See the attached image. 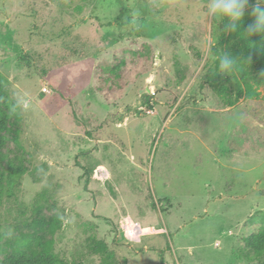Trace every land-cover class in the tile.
<instances>
[{
	"label": "rangeland",
	"instance_id": "1",
	"mask_svg": "<svg viewBox=\"0 0 264 264\" xmlns=\"http://www.w3.org/2000/svg\"><path fill=\"white\" fill-rule=\"evenodd\" d=\"M206 5L0 0V264L52 239L70 264H264V89L209 84Z\"/></svg>",
	"mask_w": 264,
	"mask_h": 264
},
{
	"label": "trees",
	"instance_id": "2",
	"mask_svg": "<svg viewBox=\"0 0 264 264\" xmlns=\"http://www.w3.org/2000/svg\"><path fill=\"white\" fill-rule=\"evenodd\" d=\"M253 19L250 9L246 10L238 32L225 31L224 23H222L221 50L215 49L216 73L210 78L209 84L219 86L235 81L237 101L254 100L259 96L260 90L264 89V33L253 34L250 37L245 34L247 24ZM222 54H227L234 60L232 70L228 74L221 73L219 69L218 58ZM4 86L5 82L0 76V90H3ZM234 104L235 102H229V106ZM2 115L0 112V129L5 128V118ZM61 229V220L54 221L49 226L52 236ZM245 243L255 251L256 256L264 255V231L246 237ZM27 248L28 252L14 255L1 264H70L54 252L53 239L37 241L36 246L29 242Z\"/></svg>",
	"mask_w": 264,
	"mask_h": 264
},
{
	"label": "clouds",
	"instance_id": "3",
	"mask_svg": "<svg viewBox=\"0 0 264 264\" xmlns=\"http://www.w3.org/2000/svg\"><path fill=\"white\" fill-rule=\"evenodd\" d=\"M249 9L254 19L247 24L245 34L250 37L264 33V0H207L205 16L224 23L225 31L238 32L245 12ZM211 25L209 24V27ZM218 59L221 73L228 74L232 70L234 60L227 54H222Z\"/></svg>",
	"mask_w": 264,
	"mask_h": 264
},
{
	"label": "built area",
	"instance_id": "4",
	"mask_svg": "<svg viewBox=\"0 0 264 264\" xmlns=\"http://www.w3.org/2000/svg\"><path fill=\"white\" fill-rule=\"evenodd\" d=\"M123 228L125 230V237L130 240L141 241L145 237L144 228L139 223L132 222V220L124 224Z\"/></svg>",
	"mask_w": 264,
	"mask_h": 264
},
{
	"label": "crops",
	"instance_id": "5",
	"mask_svg": "<svg viewBox=\"0 0 264 264\" xmlns=\"http://www.w3.org/2000/svg\"><path fill=\"white\" fill-rule=\"evenodd\" d=\"M104 170H106V169H102V173H101V176H103V178H105V177H107V176L109 175V172H108V175H105V174H104ZM139 225H140L142 228H144L145 231H147V230H148V231L151 230L150 228L148 229V227H144V226H142L141 223H139ZM145 231H144V232H145ZM150 233H152V232H150ZM147 235H149V233H145V236H147Z\"/></svg>",
	"mask_w": 264,
	"mask_h": 264
}]
</instances>
